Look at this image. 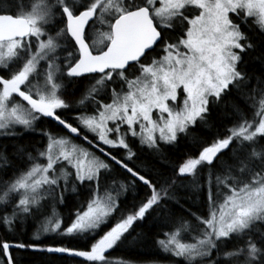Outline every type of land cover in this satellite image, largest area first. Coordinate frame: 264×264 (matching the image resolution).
<instances>
[{
	"label": "snow or ice",
	"instance_id": "snow-or-ice-1",
	"mask_svg": "<svg viewBox=\"0 0 264 264\" xmlns=\"http://www.w3.org/2000/svg\"><path fill=\"white\" fill-rule=\"evenodd\" d=\"M149 246L264 264V0H0V264Z\"/></svg>",
	"mask_w": 264,
	"mask_h": 264
},
{
	"label": "trees",
	"instance_id": "trees-1",
	"mask_svg": "<svg viewBox=\"0 0 264 264\" xmlns=\"http://www.w3.org/2000/svg\"><path fill=\"white\" fill-rule=\"evenodd\" d=\"M249 67L252 71H256L258 68V61H256L255 58H249ZM220 122L221 121L219 119H216V117L214 116L213 123L217 125V128L212 129L213 132L215 131L223 132L224 131V128L219 127ZM207 130L208 129L197 130V132H195L193 135L197 138L205 139V137L203 136V131H207ZM24 142L26 144H36V143H39L40 141L38 139H33L31 136H28ZM192 151H194L193 139L192 137H189L186 142L181 143L179 147V151L176 152V154L172 156V160L177 161L178 157L184 156L185 154L190 153ZM198 205H199V201L197 200L196 203L193 205V211H196ZM64 215H67V210L64 211ZM18 238L31 241L32 233L29 232L27 233V235L20 236ZM60 240H61V237H58V236L55 237V242H59ZM53 242L54 241L52 237H49V236H43L41 237L40 241H35V243L42 244V246H47V244H51ZM137 250L144 254L143 257L137 260V264H151L148 254L152 253L154 249L151 246H149V247H140ZM126 253H127L126 249L114 251L113 252L114 264L121 257L126 258ZM22 259L24 260L25 264H69V261L58 258V254H48V253H40V252H35V253L28 252L22 257Z\"/></svg>",
	"mask_w": 264,
	"mask_h": 264
}]
</instances>
